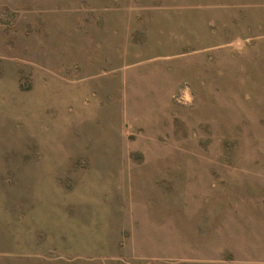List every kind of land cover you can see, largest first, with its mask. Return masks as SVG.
Here are the masks:
<instances>
[{"label": "rangeland", "instance_id": "1", "mask_svg": "<svg viewBox=\"0 0 264 264\" xmlns=\"http://www.w3.org/2000/svg\"><path fill=\"white\" fill-rule=\"evenodd\" d=\"M0 264H264V0H0Z\"/></svg>", "mask_w": 264, "mask_h": 264}, {"label": "crops", "instance_id": "2", "mask_svg": "<svg viewBox=\"0 0 264 264\" xmlns=\"http://www.w3.org/2000/svg\"><path fill=\"white\" fill-rule=\"evenodd\" d=\"M236 216H237V214H236ZM237 220H238V222L240 223V224H243V220H244V218H243V216H237ZM233 230H230L229 231V234L232 232ZM228 234V233H227ZM229 237H233V235H228ZM234 238V237H233ZM225 239H227V238H225ZM230 241L231 240H233V242H235V240L234 239H229Z\"/></svg>", "mask_w": 264, "mask_h": 264}]
</instances>
